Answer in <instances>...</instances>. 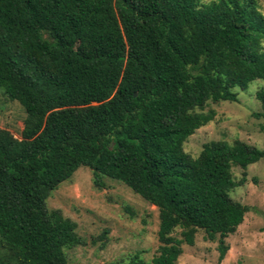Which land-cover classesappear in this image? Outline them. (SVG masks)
<instances>
[{
    "label": "trees",
    "instance_id": "obj_1",
    "mask_svg": "<svg viewBox=\"0 0 264 264\" xmlns=\"http://www.w3.org/2000/svg\"><path fill=\"white\" fill-rule=\"evenodd\" d=\"M255 79L257 0H0V91L25 112L20 138L0 127V264H70L84 241L46 199L80 166L157 208V253L129 264H176L198 230L221 262L249 208L230 196L245 182L232 168L264 149L212 140L191 157L183 145L213 119L209 100L237 101ZM256 98L264 112V86Z\"/></svg>",
    "mask_w": 264,
    "mask_h": 264
},
{
    "label": "rangeland",
    "instance_id": "obj_2",
    "mask_svg": "<svg viewBox=\"0 0 264 264\" xmlns=\"http://www.w3.org/2000/svg\"><path fill=\"white\" fill-rule=\"evenodd\" d=\"M257 2L264 13V0ZM263 86L264 80L255 79L244 89H232L237 101L209 100L205 110L213 109L215 115L189 136L184 151L196 157L209 141L232 143L236 139L264 149V112L256 98ZM24 118L20 104L0 91V127L20 138ZM232 173L235 180L245 177V182L230 196L249 208L236 231L226 238L225 257L219 262L217 243L205 240L204 232L198 230L193 245H182L176 264H264V157L245 169L233 166ZM104 182L103 188L96 187L92 171L80 166L46 199L49 209L58 208L76 222L84 241L66 249L69 263L129 264L135 255L149 263L160 244L157 208L120 181L105 177Z\"/></svg>",
    "mask_w": 264,
    "mask_h": 264
}]
</instances>
